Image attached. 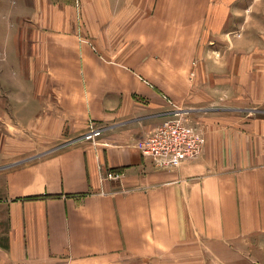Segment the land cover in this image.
Listing matches in <instances>:
<instances>
[{
    "label": "crops",
    "instance_id": "obj_1",
    "mask_svg": "<svg viewBox=\"0 0 264 264\" xmlns=\"http://www.w3.org/2000/svg\"><path fill=\"white\" fill-rule=\"evenodd\" d=\"M39 2L0 0V89L14 91L17 106L33 105L18 98L14 72L19 90L42 83L59 112L42 119L60 115L62 130L40 133L38 147L19 146L36 156L0 167V264L264 255V119L208 117L203 152L176 169L157 168L135 146L178 107L196 113L204 99L196 62L226 25L232 0H80L81 28L63 15L30 20L29 10L52 0ZM74 7L62 1V11ZM91 124L102 129L94 140L85 137ZM106 170L122 177L105 179Z\"/></svg>",
    "mask_w": 264,
    "mask_h": 264
},
{
    "label": "rangeland",
    "instance_id": "obj_2",
    "mask_svg": "<svg viewBox=\"0 0 264 264\" xmlns=\"http://www.w3.org/2000/svg\"><path fill=\"white\" fill-rule=\"evenodd\" d=\"M62 1L75 4L74 9L62 11ZM232 2L226 25L212 38V42L207 44L204 55L196 62L204 99L195 107L196 113L192 112L191 107L182 106L176 109L185 121L201 127L206 138L208 117L225 116V119H222L223 123L218 122V117L214 121L220 124L231 123L236 119H243V121L264 119V0H232ZM34 6L38 5H32ZM84 12L87 13L81 8L80 0H52L49 9L43 7L41 10L36 8L29 10L28 18L30 20L47 19L53 22L58 18L62 19L63 15L75 19L81 28ZM217 52L218 55H216ZM2 57L0 52V61ZM39 60L41 61L42 58ZM1 70L0 65V83L6 85V79L3 78ZM38 84L34 91L18 90L17 93L19 99L32 98L33 105L17 106L16 93L7 88L0 89V167L36 156L19 151V146L36 145L38 147L39 141H42L40 133H60L62 130V122L57 119L60 115L56 120L52 117L49 122L42 119L50 108L52 113L59 114L56 107L58 97L54 98L52 92L55 82L51 80L52 94L43 91L42 83L40 87ZM21 92H23L22 96ZM42 106H46V111ZM17 110L21 112L22 117L18 115ZM60 142L58 140L55 144ZM109 172L122 175L121 171L106 170L102 176H106ZM236 252L240 254L239 257H231V252L220 250L218 261L210 257V254L198 253L194 258L207 257L206 260H210V264H232L229 261H234L233 264H264L262 251H257V256H253L254 251Z\"/></svg>",
    "mask_w": 264,
    "mask_h": 264
},
{
    "label": "built area",
    "instance_id": "obj_3",
    "mask_svg": "<svg viewBox=\"0 0 264 264\" xmlns=\"http://www.w3.org/2000/svg\"><path fill=\"white\" fill-rule=\"evenodd\" d=\"M176 111L152 131L139 137L135 143L142 155L150 158L159 169H176L187 161L197 159L206 144L204 130L185 121L179 110ZM101 133V128L91 124V129L85 137L94 140ZM121 177V174L112 172L104 176L107 179Z\"/></svg>",
    "mask_w": 264,
    "mask_h": 264
},
{
    "label": "clouds",
    "instance_id": "obj_4",
    "mask_svg": "<svg viewBox=\"0 0 264 264\" xmlns=\"http://www.w3.org/2000/svg\"><path fill=\"white\" fill-rule=\"evenodd\" d=\"M12 83L19 90L21 83H23L22 77L18 73L14 72V78L12 79ZM22 94L23 92H21V96Z\"/></svg>",
    "mask_w": 264,
    "mask_h": 264
},
{
    "label": "trees",
    "instance_id": "obj_5",
    "mask_svg": "<svg viewBox=\"0 0 264 264\" xmlns=\"http://www.w3.org/2000/svg\"><path fill=\"white\" fill-rule=\"evenodd\" d=\"M49 196H51V195H49ZM32 198H34V199H38V198H40V196H35V197H32Z\"/></svg>",
    "mask_w": 264,
    "mask_h": 264
}]
</instances>
